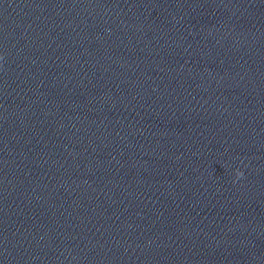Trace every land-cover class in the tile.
Here are the masks:
<instances>
[{"label":"clouds","instance_id":"9594fccd","mask_svg":"<svg viewBox=\"0 0 264 264\" xmlns=\"http://www.w3.org/2000/svg\"><path fill=\"white\" fill-rule=\"evenodd\" d=\"M3 59V57H0V60H2ZM234 180H233V183H236V182H238L239 180H241V179H243L244 178V172L241 170V169H239V168H237V169H235V171H234Z\"/></svg>","mask_w":264,"mask_h":264}]
</instances>
